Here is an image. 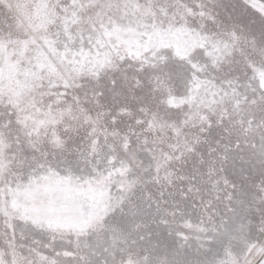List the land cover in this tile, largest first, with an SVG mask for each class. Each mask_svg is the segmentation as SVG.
Instances as JSON below:
<instances>
[{
    "label": "snow or ice",
    "instance_id": "obj_1",
    "mask_svg": "<svg viewBox=\"0 0 264 264\" xmlns=\"http://www.w3.org/2000/svg\"><path fill=\"white\" fill-rule=\"evenodd\" d=\"M0 264H264V0H0Z\"/></svg>",
    "mask_w": 264,
    "mask_h": 264
}]
</instances>
